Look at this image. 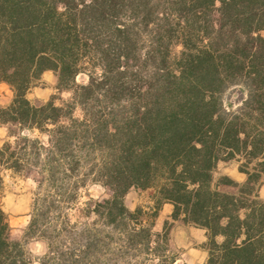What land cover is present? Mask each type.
I'll list each match as a JSON object with an SVG mask.
<instances>
[{
    "label": "trees",
    "instance_id": "trees-1",
    "mask_svg": "<svg viewBox=\"0 0 264 264\" xmlns=\"http://www.w3.org/2000/svg\"><path fill=\"white\" fill-rule=\"evenodd\" d=\"M46 71L69 100L28 98ZM1 82L0 187H37L23 240L0 206V264H33L35 239L41 264H175L174 221L206 229V264H264V0H0ZM236 157L246 179H215ZM90 185L107 196L72 220Z\"/></svg>",
    "mask_w": 264,
    "mask_h": 264
},
{
    "label": "rangeland",
    "instance_id": "rangeland-1",
    "mask_svg": "<svg viewBox=\"0 0 264 264\" xmlns=\"http://www.w3.org/2000/svg\"><path fill=\"white\" fill-rule=\"evenodd\" d=\"M88 76L86 74H80L77 77L78 83H86ZM54 94L58 97L57 104L67 101L71 97L70 91L59 92L56 88V76L52 71H46L42 75V80L38 86L32 88L28 93V98L32 101L40 100L47 101ZM14 96L12 88L5 82L0 83V104L7 106L11 103ZM237 98V94L229 92L227 94V101L234 102ZM237 104V102H234ZM76 115H81V110H76ZM6 128L7 133L3 135L0 131V147L5 141L11 139L8 136L9 130L7 126L0 125V128ZM35 132L33 135H36ZM240 158L222 159L218 162L214 172L215 179H218L224 175H228L231 178L242 182L246 179V175L239 170ZM36 182L33 177H22L13 174L9 170L3 171V184L0 187V206L8 214L10 225L12 228V235L17 240H23L26 227L30 221V214L32 210V203L34 198V192L36 191ZM260 196L264 199V180L260 185ZM152 190H142L132 188L126 195V203L128 207L134 210L138 206L144 207L146 210L152 204L151 200ZM107 196V192L101 185H90L87 189L81 191V197L78 207L70 211L72 220H84L79 208L83 206L84 202L89 198L102 199ZM173 210L171 205H165L159 212V215L155 219V231H162L164 226L163 217H165L169 211ZM170 221L173 222L172 218ZM181 222V221H178ZM176 223L173 222V226ZM172 226V228H173ZM171 228V230H172ZM172 243V242H171ZM173 245V244H172ZM27 247L33 257V264H41V258L47 251L46 243L43 240H31L28 242ZM178 257L181 258L182 249L173 246ZM178 258V259H179ZM175 264H184L183 261H178Z\"/></svg>",
    "mask_w": 264,
    "mask_h": 264
},
{
    "label": "crops",
    "instance_id": "crops-1",
    "mask_svg": "<svg viewBox=\"0 0 264 264\" xmlns=\"http://www.w3.org/2000/svg\"><path fill=\"white\" fill-rule=\"evenodd\" d=\"M3 135H6L7 129L0 128ZM171 205L166 203L165 205ZM173 210L163 217V221L172 217ZM176 224L171 230V242L173 246L182 249L181 258L178 261H183L184 264H206L208 259V252L201 245L207 240L206 229L196 227L191 224H184L182 222L174 221ZM175 262V263H176Z\"/></svg>",
    "mask_w": 264,
    "mask_h": 264
}]
</instances>
